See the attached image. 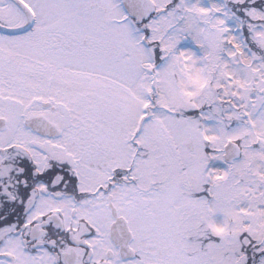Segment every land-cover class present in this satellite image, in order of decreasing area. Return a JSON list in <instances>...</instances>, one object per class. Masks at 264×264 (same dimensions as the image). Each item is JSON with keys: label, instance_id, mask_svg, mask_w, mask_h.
Segmentation results:
<instances>
[{"label": "snow or ice", "instance_id": "obj_1", "mask_svg": "<svg viewBox=\"0 0 264 264\" xmlns=\"http://www.w3.org/2000/svg\"><path fill=\"white\" fill-rule=\"evenodd\" d=\"M0 264H264V0H0Z\"/></svg>", "mask_w": 264, "mask_h": 264}]
</instances>
